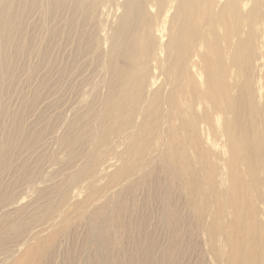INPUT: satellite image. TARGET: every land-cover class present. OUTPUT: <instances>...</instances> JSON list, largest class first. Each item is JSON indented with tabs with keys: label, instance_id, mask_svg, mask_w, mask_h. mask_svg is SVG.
<instances>
[{
	"label": "rangeland",
	"instance_id": "374dc122",
	"mask_svg": "<svg viewBox=\"0 0 264 264\" xmlns=\"http://www.w3.org/2000/svg\"><path fill=\"white\" fill-rule=\"evenodd\" d=\"M170 1L158 22L173 37ZM137 2L0 0V264H220L177 179L176 111L108 103L132 68L121 28Z\"/></svg>",
	"mask_w": 264,
	"mask_h": 264
},
{
	"label": "bare ground",
	"instance_id": "6f19581e",
	"mask_svg": "<svg viewBox=\"0 0 264 264\" xmlns=\"http://www.w3.org/2000/svg\"><path fill=\"white\" fill-rule=\"evenodd\" d=\"M173 1L165 12L172 10L173 37L158 22L165 0H157L155 17L144 13L150 0L124 5L132 68L122 70L121 95L109 94L108 103L136 113L145 98V113L161 120L170 104L183 134L177 179L189 209L212 222L211 252L220 264H264V0ZM154 53L166 67L138 77ZM164 73L171 91L162 87Z\"/></svg>",
	"mask_w": 264,
	"mask_h": 264
}]
</instances>
